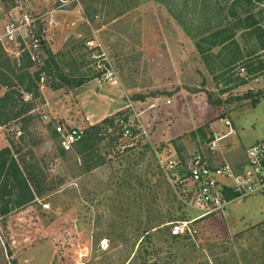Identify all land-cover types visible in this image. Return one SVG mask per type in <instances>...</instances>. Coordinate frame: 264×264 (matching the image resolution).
I'll return each instance as SVG.
<instances>
[{
    "label": "rangeland",
    "instance_id": "1",
    "mask_svg": "<svg viewBox=\"0 0 264 264\" xmlns=\"http://www.w3.org/2000/svg\"><path fill=\"white\" fill-rule=\"evenodd\" d=\"M64 1L3 0L44 22L56 10L45 38L58 65L45 89L36 80L37 96L20 92L28 119L0 123V150L21 151L41 193L0 219V264H264L262 196L197 221L194 237L171 233L201 214L176 193L191 158L238 167L264 137V0ZM103 53L118 83L99 87L93 64ZM117 113L129 117L122 134L109 129L90 154L62 148L58 121L86 129V116L94 126ZM221 117L234 133L213 152V131L230 130ZM126 126L138 134L124 136Z\"/></svg>",
    "mask_w": 264,
    "mask_h": 264
},
{
    "label": "built area",
    "instance_id": "2",
    "mask_svg": "<svg viewBox=\"0 0 264 264\" xmlns=\"http://www.w3.org/2000/svg\"><path fill=\"white\" fill-rule=\"evenodd\" d=\"M61 2L65 4L64 0ZM54 13L56 10L52 9L47 15ZM42 17L23 10L21 6L8 11L3 6V0H0V47L11 59L20 60L27 55L35 66L44 65L47 57L45 34L48 27L57 26L58 22L52 17L44 22ZM93 44L88 42L89 46ZM105 56V53L94 56V82L99 87L118 83L117 73ZM47 81V74L42 72L38 79L39 87L45 89ZM43 118L48 120L49 117L44 114ZM86 121L93 126L91 116H86ZM220 121L230 130L224 134L213 131L208 143L213 152L219 150L221 142L234 133L229 119L221 118ZM126 127L124 136L134 137L132 127ZM84 131L63 121L55 124V132L60 136L61 146L66 151L81 140ZM169 164L173 168L175 161ZM177 188L180 201L201 214L192 220L173 223L171 233L175 236L194 237L198 231L192 225L197 221L208 216H224L233 203L244 199L257 196L264 198V137L247 148L245 162L238 167L227 160L220 162L209 158L204 153L195 154L187 164V176L178 182ZM230 194L234 196L230 197Z\"/></svg>",
    "mask_w": 264,
    "mask_h": 264
},
{
    "label": "trees",
    "instance_id": "3",
    "mask_svg": "<svg viewBox=\"0 0 264 264\" xmlns=\"http://www.w3.org/2000/svg\"><path fill=\"white\" fill-rule=\"evenodd\" d=\"M249 1L252 2V0ZM246 21L243 20V22ZM221 33L219 31L215 34L220 36ZM44 49L47 54L45 65L41 67L40 71L30 73V67L33 64L27 55L22 56L20 60H14L9 58L0 47V51L5 54L4 56L0 54V87L7 89L3 96L0 94V123L2 125H7L9 121L20 118L26 120L32 104L26 101L20 92L37 96L38 86L36 85V80L39 79L40 74L42 72L50 74L51 68L57 67V56L49 49L47 43H45ZM3 57H6V59L3 60ZM59 86L61 85H53V88H58ZM14 87L20 88L21 91H13ZM133 99L146 100V97L136 95ZM246 99H251L254 105L259 103V95H254L253 92L248 93ZM128 122L129 117L127 115L117 113L114 116L103 119L97 125L86 128L84 136L77 143L80 153L83 154L87 151L86 153L90 154L91 150H94L96 145L105 139V134L111 128H114V133L119 132L122 134V126ZM20 131L23 132L22 130ZM132 131L134 136L138 134L135 129H132ZM20 138L23 139L22 135ZM20 152L18 149L15 150L13 143L0 150V219L6 218L15 210H19L33 202L36 196L41 195L37 183L38 176L34 167L26 160L25 156H21L18 159L17 154H20ZM90 168L92 167L89 166L87 169ZM232 196L234 195L230 194V197ZM173 237L176 238L177 236ZM12 264L18 263L14 260Z\"/></svg>",
    "mask_w": 264,
    "mask_h": 264
},
{
    "label": "crops",
    "instance_id": "4",
    "mask_svg": "<svg viewBox=\"0 0 264 264\" xmlns=\"http://www.w3.org/2000/svg\"><path fill=\"white\" fill-rule=\"evenodd\" d=\"M54 15H55V13L52 15V17H53V19L56 21V19H55L56 15H55V17H54ZM97 91L100 92V90H97ZM61 117L67 118L66 115H61ZM103 118H105L104 115H102L101 119H103ZM261 139H262V138H261ZM261 139H257V140L254 141L251 145L255 144L256 142H258V141L261 140Z\"/></svg>",
    "mask_w": 264,
    "mask_h": 264
}]
</instances>
